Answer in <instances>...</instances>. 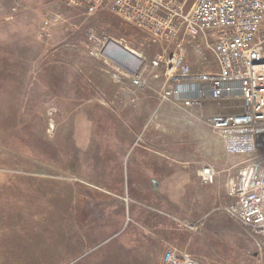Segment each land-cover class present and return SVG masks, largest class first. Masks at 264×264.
<instances>
[{
  "label": "rangeland",
  "instance_id": "374dc122",
  "mask_svg": "<svg viewBox=\"0 0 264 264\" xmlns=\"http://www.w3.org/2000/svg\"><path fill=\"white\" fill-rule=\"evenodd\" d=\"M193 1L185 0L182 11ZM179 28L172 42H153L115 16L110 0L89 14L62 0H0V264H163L169 249L202 264H264V238L258 246L226 211V185L242 159L224 153L206 122L211 114L238 112L239 101L236 109L232 100L210 102L203 112L180 101L161 104L165 81L152 77L160 71L146 72L137 87L117 80L113 66L84 47L92 30L146 60L180 45L192 70L216 69L209 51ZM116 141L128 146L125 161L132 154L142 163L135 177L145 187L127 186ZM159 166L168 176L154 173ZM203 166L216 173L212 185L198 178ZM171 171L185 196L173 204L159 190L169 206L160 208L161 220L181 223L170 229L169 243H159L161 201L150 179L164 183ZM131 196L158 216L139 206L129 211ZM101 203L123 209L110 219L135 239L112 237L109 226L99 237ZM173 206L199 207L200 218L181 217Z\"/></svg>",
  "mask_w": 264,
  "mask_h": 264
},
{
  "label": "built area",
  "instance_id": "2783aa9c",
  "mask_svg": "<svg viewBox=\"0 0 264 264\" xmlns=\"http://www.w3.org/2000/svg\"><path fill=\"white\" fill-rule=\"evenodd\" d=\"M62 1L89 14L105 0ZM184 2L110 0L115 16L153 42H172L182 27L186 35L209 51L214 70H192L180 45L150 60L137 54L134 61L117 56L112 48L116 42L98 39L91 30L84 47L99 52V58L113 66L117 80L127 78L137 87L144 85L146 72L160 71L152 77L165 81L161 104L180 101L202 112L208 102L239 100L238 112L212 114L206 122L218 136L224 153L242 159L236 178L226 185L230 200L226 211L258 243L264 238V0H194L183 12ZM105 55L120 57L123 66ZM215 174L212 167L203 166L198 178L203 185H212ZM162 260L163 264H202L189 253L172 249L164 253Z\"/></svg>",
  "mask_w": 264,
  "mask_h": 264
},
{
  "label": "crops",
  "instance_id": "0c3cea01",
  "mask_svg": "<svg viewBox=\"0 0 264 264\" xmlns=\"http://www.w3.org/2000/svg\"><path fill=\"white\" fill-rule=\"evenodd\" d=\"M230 100H232V101H234L235 103H234V106H235V104H236V101H237V99H230ZM239 101V100H238ZM224 102H229V100H225ZM210 105H212L210 102H208V103H206L205 104V107H204V109H203V111H205V108L206 107H208V106H210ZM239 105H240V102H239ZM238 106V105H237ZM239 107V106H238ZM235 109H236V106H235ZM202 111V112H203ZM212 115V114H211ZM117 142V141H116ZM115 142V144H118L116 147H117V149H118V155H117V158H120V160H118L117 159V163L119 164H121V160H123V163H124V161H125V157H124V153H125V151H126V149H127V145L125 144V143H123V144H119V142H117L116 143ZM149 157V156H148ZM147 157V159L148 160H150L149 158ZM141 160V159H140ZM113 162H114V160H112ZM152 161L150 160V163H151ZM149 163V164H150ZM152 163H159V165H161V164H167V163H164L161 159H159V158H155L154 159V162H152ZM142 163H140V161H139V159H137V157H135V156H133L132 154H130L129 155V157H128V159H127V161H125V164H123L124 165V167H125V171H126V177H125V181H126V184H127V186H130V187H133V188H136V187H138V188H142V187H145V185H146V183H144V182H142L141 183V181H139V179L138 178H136L135 177V171L136 170H138V165H141ZM167 166V165H166ZM165 166V167H166ZM141 170V169H140ZM157 170H159V173L160 172H163V173H165V175L166 176H168L167 175V173H168V169L167 168H164V167H162V166H159V168L157 169V168H155L154 169V173L155 172H157ZM173 170V169H172ZM143 171V169L140 171V172H142ZM137 172V171H136ZM144 173V174H143ZM142 174L143 175H145L146 173H147V171L146 170H144V172H143ZM146 176V175H145ZM165 176V182L163 183H157V187L158 188H156L155 190L153 189V184H152V181H154V180H152V179H150L151 180V184H152V190L154 191V193L156 192V194H155V196H157V197H159V199H160V204H158V205H156V206H159V210L157 209V212H159V217H158V220L160 219H164L163 217H165V215H162L161 214V211H160V208L162 207V208H164L165 207V209H163V212L165 213V212H167L166 210L169 208V206H168V201L170 202V203H175V204H180V203H182V201L180 200L181 199V197L182 196H185L184 195V193H180L179 194V190H181L180 188H177V187H175L174 186V182H176V186H177V177H175V171L173 172V171H171V174H170V178H167ZM182 179H183V183L186 181V179H187V177L186 176H184V177H182ZM155 182H157V181H155ZM143 185V186H142ZM190 186H192V185H190ZM130 187H129V190H130ZM107 188V186H99V192L100 193H102V194H104V195H110V193L108 192V191H110V190H108V188ZM177 189H179V190H177ZM192 189H193V187H192ZM128 190V191H129ZM159 190H160V195L162 194L163 196H165L166 197V199H168V201L166 200L165 202H164V198L163 197H160L157 193H159ZM183 192V191H182ZM133 195V194H132ZM191 195H192V193H191ZM199 194H195L194 196H195V198H198L197 196H198ZM130 196V195H129ZM132 197V196H131ZM130 202H131V204H130V207H129V211H130V208H132L133 210L135 209V207H137V206H139V207H141V208H143L141 211H143L145 214H149L148 213V209L150 208L149 206H147L145 203L143 204V202L141 201V200H137L136 198H134V197H132V199L130 200ZM140 202H142V203H140ZM180 202V203H179ZM174 207V206H173ZM128 208V207H127ZM175 209H176V212L181 216V217H184V218H186V219H199L200 218V211H199V207H196L195 209H194V206H193V208L191 209V210H187V211H185L184 210V208L182 207V206H180V207H174ZM122 210L123 209H120V207H117V209H114V205H112V204H108V203H106V204H103V203H101V204H99V213H100V218H99V237H102V236H100V234L103 232V230H104V228L106 227V226H109V227H107L108 229H110V230H108L106 233H109L110 234V236H112V237H116V236H114L115 234H119V235H121V234H123L122 236H120L121 238H122V240L123 241H125V242H131L130 241V236L131 237H133V239H135L136 238V234L134 233L133 235H128V233H127V227L125 228V229H121L120 227V225H118L117 226V223H115L114 221H113V219H110V217L111 218H114V217H120L121 216V213H122ZM154 210H156V209H154ZM154 210H152V209H149V211L150 212H153V214L154 213H156V215L158 216V214H157V212L156 211H154ZM118 212V213H117ZM115 213H116V215H115ZM115 215V216H114ZM104 218V219H103ZM108 218V219H107ZM146 218V217H145ZM103 219V220H102ZM173 219H175V218H173ZM145 220H147V219H145ZM172 221V220H171ZM171 221L169 222V221H163V220H161V222L159 223V221H158V223H157V228H158V233L160 234V235H158L156 232L154 233V236L156 237V239H157V242H162V240H164L166 243H169L168 241H167V238H168V235L169 234H171L172 235V237L173 236H175V231L173 230V231H170V229L172 228V229H174V228H176V226H177V224H179V223H181L178 219H175L174 221H173V224H171ZM146 223V229H148L147 227H150L149 229L151 230V227L152 226H150V225H148L147 223H149L148 221H145ZM183 222H187L186 220L185 221H183ZM105 224H107V225H105ZM162 224V225H161ZM179 226V225H178ZM157 228H156V230H157ZM127 229V230H126ZM179 230L178 229H176V234H177V232H178ZM124 232V233H123ZM105 233V232H104ZM140 233V232H139ZM166 236V237H165ZM141 238L142 236H140L139 234H138V236H137V238ZM143 237L146 239V235H143ZM171 237V238H172ZM148 238H149V236H148ZM151 238H152V236H151ZM107 239H110V237L108 238L107 237ZM173 243L171 242V245H172ZM175 244V243H174Z\"/></svg>",
  "mask_w": 264,
  "mask_h": 264
},
{
  "label": "water",
  "instance_id": "95a60500",
  "mask_svg": "<svg viewBox=\"0 0 264 264\" xmlns=\"http://www.w3.org/2000/svg\"><path fill=\"white\" fill-rule=\"evenodd\" d=\"M112 48L117 52V56H128L130 57L131 59H133L134 61L137 60V58L135 57V55H133V53L127 51L126 49L124 48H121L119 47L118 45L116 44H113L112 45ZM107 58H109L111 61H113L114 63L120 65V66H123V64L121 63V59L120 57H111L109 55H105ZM152 184H153V189L155 190L157 188V182L155 181H152Z\"/></svg>",
  "mask_w": 264,
  "mask_h": 264
},
{
  "label": "bare ground",
  "instance_id": "6f19581e",
  "mask_svg": "<svg viewBox=\"0 0 264 264\" xmlns=\"http://www.w3.org/2000/svg\"><path fill=\"white\" fill-rule=\"evenodd\" d=\"M132 53H134V52H132ZM134 55H135V56H137V54H136V53H134Z\"/></svg>",
  "mask_w": 264,
  "mask_h": 264
}]
</instances>
